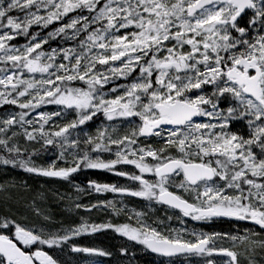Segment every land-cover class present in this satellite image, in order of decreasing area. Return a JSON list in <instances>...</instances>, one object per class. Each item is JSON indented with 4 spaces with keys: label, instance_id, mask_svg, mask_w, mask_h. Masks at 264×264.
<instances>
[{
    "label": "snow or ice",
    "instance_id": "1",
    "mask_svg": "<svg viewBox=\"0 0 264 264\" xmlns=\"http://www.w3.org/2000/svg\"><path fill=\"white\" fill-rule=\"evenodd\" d=\"M19 37L25 43H13ZM49 105L57 110H42ZM3 106L19 111L0 117L2 166L64 181L82 168L107 170L129 183L90 180L89 190L167 206L181 222L227 218L252 227L243 235L162 230L130 209L124 223L81 216L52 230L5 213L0 264H81L72 258L81 254L84 264H104L96 258L113 253L78 238L106 230L144 251L207 264L213 254L239 264L217 240L264 249L254 231L264 233V0H0ZM101 116L95 133L85 130ZM117 122L130 130L117 135ZM33 143L41 147L29 152ZM49 151L55 159L37 166L33 156ZM101 207L123 211L111 200L75 203L76 211Z\"/></svg>",
    "mask_w": 264,
    "mask_h": 264
},
{
    "label": "flooded vegetation",
    "instance_id": "2",
    "mask_svg": "<svg viewBox=\"0 0 264 264\" xmlns=\"http://www.w3.org/2000/svg\"><path fill=\"white\" fill-rule=\"evenodd\" d=\"M104 159H114V155L104 154ZM132 166H117L116 171H129ZM76 181V185H79L84 189L83 192H77L79 196V202L82 204H95L99 201H113L117 209H122L120 215H116L112 212L110 207H101L92 212H85L83 210L76 211L75 208H68L73 223H80L81 216L89 217V222L101 223L111 220L113 223L127 222L129 215L128 210L135 209L136 211H142L146 213V219L150 223L162 224V230H180L186 229L188 231L195 230L197 232L205 233H230L231 235H243L245 228H251V222H236L227 218L215 219L211 222L203 221L196 222L190 218H184L181 222L178 210L169 209L167 206L152 203L149 205L146 201L139 198H129L121 196L115 193H95L88 189L87 182L90 180H96L98 183H108L124 185L129 181L124 177H118L113 172L101 169H81L77 173L73 174V178ZM179 179V178H178ZM68 197V196H67ZM77 200V199H76ZM169 217L172 219L169 220ZM70 224V225H71ZM135 226V221H133ZM67 226V225H66ZM239 229V231H237ZM255 233H257V239H264V233L260 232L259 227H255ZM78 242L81 245L89 247H99L108 250L113 253L112 257H97L104 262V264H207L204 257L196 255H178L176 257L167 258L158 254L151 253L150 251H144L142 246L135 242L128 241L126 237H123L111 230H106L103 233H96L85 235L78 238ZM218 246L227 247L230 250L236 251L238 254L239 264H264V249L256 247L252 250L248 244L240 243L239 241L233 245L231 239L217 240ZM121 246H125L129 249L128 256H121L119 249ZM73 259H79L81 264L88 257L79 256L72 257ZM215 264H224V261L229 259L218 254H213L211 257Z\"/></svg>",
    "mask_w": 264,
    "mask_h": 264
},
{
    "label": "trees",
    "instance_id": "3",
    "mask_svg": "<svg viewBox=\"0 0 264 264\" xmlns=\"http://www.w3.org/2000/svg\"><path fill=\"white\" fill-rule=\"evenodd\" d=\"M246 22L247 20L243 17L241 26H244ZM13 43L23 44L25 40L23 37H19ZM55 45H60L59 40L52 41L50 44L51 47ZM97 128L95 126L92 133H95ZM120 130L121 133H124L126 131L125 126L121 127ZM0 154L6 155L4 152ZM2 181L3 183H10L11 190L8 194L12 199L1 198L0 195V205L5 213L15 215L17 218L26 214L27 219H33L36 222H44L50 219L52 221L49 223L58 224L59 220L68 216L67 213L70 210L68 208H71L72 201L76 200L75 192H66L63 187L61 190V182L47 180L43 176L27 173L20 168L6 166L4 170H0V182ZM27 219L24 221L27 222Z\"/></svg>",
    "mask_w": 264,
    "mask_h": 264
},
{
    "label": "rangeland",
    "instance_id": "4",
    "mask_svg": "<svg viewBox=\"0 0 264 264\" xmlns=\"http://www.w3.org/2000/svg\"><path fill=\"white\" fill-rule=\"evenodd\" d=\"M14 15L16 14V13H13ZM60 42V41H59ZM59 45H55V46H53V47H58ZM64 46H68L67 44L66 45H64ZM120 83H123V82H120ZM42 110L43 111H56L57 109H56V107L55 106H52V105H49V106H45L44 108H42ZM10 111H13V110H11V109H0V117H3L4 116V114H6V113H8V112H10ZM74 115V114H73ZM103 120V117L101 118V120L99 121V123L97 124V127H99L100 126V124H101V121ZM118 129H119V124H118V122H117V132H116V134L117 135H123L124 133H121V132H118ZM19 129H13V131H18ZM86 131H89L88 129H85ZM8 135L10 136L11 135V132H9L8 133ZM19 143H20V145L23 147L24 146V140H23V137H20L19 138ZM28 147V151L30 152V151H33V149H38V148H40L41 147V145L40 144H35V143H33V144H31V145H28L27 146ZM52 156H55V154L52 152V151H49V152H47V153H45V152H43V153H39V154H37V155H34L33 156V160H34V163L37 165V166H44L42 163H45V164H48L49 163V161L48 162H46V161H44L47 157H52ZM6 168V166H2V165H0V170H4ZM2 175V174H1ZM50 181H56V180H54V179H50ZM48 184H51V183H48ZM62 186H60V188H61ZM10 190H11V186H10V183L8 182V183H3V181L2 182H0V195H1V198L2 197H5V198H9V200L10 199H12L11 197H10V195L8 194L9 192H10ZM61 190H62V188H61ZM18 213H19V211H17ZM0 214H5V212L3 211V208L1 207V205H0ZM30 217V216H29ZM19 218V217H18ZM19 219H21V220H25V219H27V217H26V214L25 215H22V217H20ZM27 221L29 222V223H31V224H37V225H44L45 226V228L47 229V228H51L52 230H56V229H59L60 227V225H58L57 227H55V226H50L49 225V223H48V221L47 220H45L44 222H42V221H38V222H36L35 220H33V219H27Z\"/></svg>",
    "mask_w": 264,
    "mask_h": 264
}]
</instances>
